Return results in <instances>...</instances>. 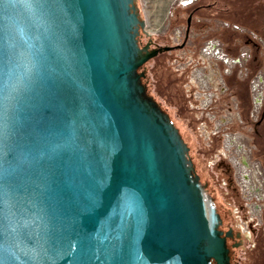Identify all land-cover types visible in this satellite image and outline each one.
Wrapping results in <instances>:
<instances>
[{
	"label": "water",
	"instance_id": "95a60500",
	"mask_svg": "<svg viewBox=\"0 0 264 264\" xmlns=\"http://www.w3.org/2000/svg\"><path fill=\"white\" fill-rule=\"evenodd\" d=\"M142 34L135 0H0V264H230L189 146L140 79L174 46ZM73 141L81 159L55 162Z\"/></svg>",
	"mask_w": 264,
	"mask_h": 264
},
{
	"label": "flooded vegetation",
	"instance_id": "af4514ba",
	"mask_svg": "<svg viewBox=\"0 0 264 264\" xmlns=\"http://www.w3.org/2000/svg\"><path fill=\"white\" fill-rule=\"evenodd\" d=\"M185 5L183 38L171 49L183 47L190 38H193V42L198 40V44L202 45L197 48L201 47V53L210 59H215L212 61L217 65V70L212 73L209 81L218 76L215 82L209 83L213 95L207 103L201 102L202 107L212 112L211 117H215L216 103L225 100L229 106L228 112L226 111L230 114L228 118H225V114L220 116V126L215 125L209 133L214 140L213 144L220 142L221 147L214 148L210 146L211 143L208 144L214 158L205 164L208 175L203 173V166L198 161L197 155H203V150L196 149L195 152V149H192L174 117L166 111L189 146V154L200 182L205 185L204 193L209 204L219 213L221 223L218 229L223 232L221 236L224 237L229 263L261 264L257 261L244 263V258L239 256V252L245 247L248 251L251 250L258 236L264 241V193L256 207L257 213H252L250 208L252 202L242 193L232 158L236 156L244 165H255L256 170L262 175L261 181L264 187V0H187ZM178 15L176 12L175 18ZM142 37L140 38L142 44L150 39V36L145 34H142ZM205 44L217 49V53L226 54L228 58H239L237 63L227 66L223 59H217V55L210 54L209 51L205 52L203 50ZM156 45L160 44L152 38L149 47ZM164 52L165 50L158 52L154 57ZM149 60L138 70L144 71V76L140 79L144 85V94L152 97L153 101L161 106L148 93L149 83L145 78V69ZM192 69L198 67L194 66ZM188 80L192 88L191 91L188 90V94L183 95L187 105L193 107L199 104L201 98L191 76ZM253 80H258L257 88L260 91L256 100L252 97ZM190 97L191 102H189ZM240 105L246 107L245 112L239 108ZM235 126L244 134L245 144L240 142V137L242 138L243 135H236L234 132L237 128ZM240 152H243V156ZM212 168L214 170H211ZM210 264H214L213 259H210Z\"/></svg>",
	"mask_w": 264,
	"mask_h": 264
},
{
	"label": "rangeland",
	"instance_id": "374dc122",
	"mask_svg": "<svg viewBox=\"0 0 264 264\" xmlns=\"http://www.w3.org/2000/svg\"><path fill=\"white\" fill-rule=\"evenodd\" d=\"M187 0H135L136 6L138 8L139 16L144 20V30L150 36V39H154L160 45H168L173 46L175 43H180L183 34H184V25H185V7ZM179 15L175 18V13ZM142 35L140 36V38ZM142 41L144 42V37H142ZM141 40V39H140ZM141 41V42H142ZM201 44V43H200ZM198 40L193 42V38H190L186 41L183 47H176L174 49L165 50L164 53L158 55L150 59L146 63V75L147 81L149 83L148 93L153 96L155 100H157L160 105L167 110L170 115L174 117V120L181 128L182 134L188 143L192 146V149L203 150V155L199 154L198 161L199 164L203 166V173L208 175L206 172L205 164L208 161H212V150L208 147V144H212L210 146H214V148L221 147L220 142H216L215 145L213 138L211 137L210 131L215 128V125L220 126L221 123L219 117L225 114V118L227 119L230 114H227L226 111L229 106H227L226 101L216 103L214 107L215 117H211L212 112L205 110L202 107V100H200L199 104L193 107L187 105V109L185 110L190 115L191 124L187 126L184 122L177 116L176 111L172 106H170L166 100L156 92V74L157 77L162 75V77H167L166 79H171V83L178 89L179 92H183L188 94L191 86L188 83V77L192 74V68L194 66L198 67L201 74L207 76L209 78L212 77V73L217 70V65L213 63L209 57H206L201 53V47H199ZM202 45V44H201ZM226 65L224 64V67ZM202 76V75H201ZM203 77V76H202ZM217 75L211 79L209 82H215L217 79ZM210 80V79H209ZM197 89V93L199 89L197 85L195 86ZM194 91V89H193ZM196 94V92L194 91ZM215 93V91H214ZM237 96V94H236ZM239 99V98H238ZM189 102H191V97L189 98ZM241 106V107H240ZM239 108L245 112V106L240 105ZM217 113H216V112ZM228 112V111H227ZM219 115V116H218ZM208 118V119H207ZM233 123V122H232ZM231 123V125H232ZM237 127V126H235ZM236 128V135H241L242 132ZM243 137H240V142L245 144L244 142V134ZM211 139V140H210ZM224 139V138H223ZM245 147V146H244ZM243 156V152H240ZM196 156V155H195ZM211 170H214L213 168ZM216 172V171H215ZM217 175V174H216ZM259 181H261L262 175L258 172L254 175ZM209 178V177H208ZM236 178L237 173H236ZM262 182V181H261ZM239 183V182H238ZM240 186V184H239ZM263 187V185H262ZM264 190V187L262 191ZM264 193V191H263ZM262 193V194H263ZM250 251V250H249ZM249 251L247 247L242 249L239 252V256L243 259L244 263L252 261L251 258L248 257Z\"/></svg>",
	"mask_w": 264,
	"mask_h": 264
},
{
	"label": "built area",
	"instance_id": "2783aa9c",
	"mask_svg": "<svg viewBox=\"0 0 264 264\" xmlns=\"http://www.w3.org/2000/svg\"><path fill=\"white\" fill-rule=\"evenodd\" d=\"M203 50L205 52H210V54L217 55V59H223L224 63H226L227 66L229 65H235L239 58H228L226 54L220 52L217 53V49L210 48L208 44H205L203 47ZM203 77H202V76ZM207 76H204L200 73L199 69L193 70L191 74L192 81L197 85L199 92L198 95L200 96L202 103H207L210 98H212L213 90L209 88V79H207ZM252 83L253 89H252V97L254 100L258 99L259 89L257 88L258 80H253ZM255 102V101H254ZM255 107V103L253 105ZM226 138H224L225 140ZM232 162L234 163L235 171L237 173L238 177V184H240V188L242 190L243 195L246 197L247 200L252 202V205L250 206L252 213H257L256 207L258 206L262 196H263V183L257 179L254 176L255 173H258L256 170L255 165H244L242 164L238 158L235 156L232 158Z\"/></svg>",
	"mask_w": 264,
	"mask_h": 264
},
{
	"label": "trees",
	"instance_id": "16d2710c",
	"mask_svg": "<svg viewBox=\"0 0 264 264\" xmlns=\"http://www.w3.org/2000/svg\"><path fill=\"white\" fill-rule=\"evenodd\" d=\"M145 78L147 79V75ZM156 78V92L174 108L177 116L184 122V124L189 126L191 124L190 115L185 111L187 105L183 92L178 91V89L171 83V79H166L167 77H162V75L157 77V74ZM248 257L251 258L253 262L257 261L264 264V241L260 236L256 239L255 246L249 251Z\"/></svg>",
	"mask_w": 264,
	"mask_h": 264
},
{
	"label": "snow or ice",
	"instance_id": "6c2138e0",
	"mask_svg": "<svg viewBox=\"0 0 264 264\" xmlns=\"http://www.w3.org/2000/svg\"><path fill=\"white\" fill-rule=\"evenodd\" d=\"M57 135H59V133ZM51 150L54 153V161L60 165H63L65 162L69 165H73L80 160L83 155V150L76 146L75 141L71 143L64 142L60 144H52ZM56 170L61 171L60 168H57Z\"/></svg>",
	"mask_w": 264,
	"mask_h": 264
}]
</instances>
